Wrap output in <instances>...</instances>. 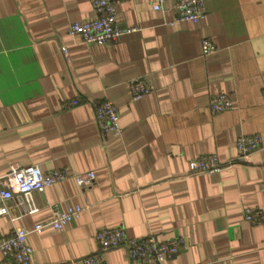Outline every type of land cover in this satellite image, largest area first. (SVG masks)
Here are the masks:
<instances>
[{"label": "crops", "instance_id": "1", "mask_svg": "<svg viewBox=\"0 0 264 264\" xmlns=\"http://www.w3.org/2000/svg\"><path fill=\"white\" fill-rule=\"evenodd\" d=\"M174 1L154 11L159 0H115L117 27L135 30L86 45L69 26L98 17L92 0H0V176L37 165L95 177L85 190L70 177L32 193L34 214L24 213L23 198L7 202L19 218L0 217V240L15 227L30 231L34 264H80L100 252L95 233L103 227H122L132 239H181L177 255L160 264H264V225L242 216L244 208L264 212V0H205L196 24L174 22ZM202 39L214 53L202 54ZM136 80L149 93L132 100ZM217 94L233 104L211 114ZM101 100L117 108L119 136L98 130ZM242 135L261 146L239 161ZM202 155L224 167L189 173ZM53 205L83 210L61 231L31 232ZM100 256L103 264H139L123 248ZM0 264L11 263L0 255Z\"/></svg>", "mask_w": 264, "mask_h": 264}, {"label": "built area", "instance_id": "2", "mask_svg": "<svg viewBox=\"0 0 264 264\" xmlns=\"http://www.w3.org/2000/svg\"><path fill=\"white\" fill-rule=\"evenodd\" d=\"M115 0H92V7L99 15L96 18L74 22L69 26V33L78 35L86 45L111 44L118 40L124 33H130L135 29L122 30L116 25ZM160 2L152 6L154 11L160 10ZM175 12L174 22H200L205 14V0H175L173 3ZM66 54V49L61 48ZM201 52L209 55L215 52V46L208 39L201 40ZM132 100H138L149 93V88L142 81L130 82ZM262 93L264 95V86ZM77 100L65 104V107L75 106ZM232 100L226 94H217L208 101V110L211 114H218L232 107ZM94 115L98 130L106 137H116L121 133L119 127L118 110L107 100H101L94 105ZM261 146L258 136H239L236 139L235 150L239 161ZM223 164L215 155H202L189 164V173L192 174H215L222 170ZM73 178L80 190L90 188L94 183V174L87 172L81 175H72L67 170H52L42 172L39 166H25L11 168L7 173L0 176V217L10 222H15L19 217L10 214L7 202L14 196L23 198L24 213L34 214L38 207L31 200L34 192L42 193L51 185ZM80 206H69L64 210L58 206L51 207V218L37 224L31 232L50 228L53 231H61L64 226L72 222L82 212ZM243 220L251 226L264 225V212L244 208ZM30 231L22 227H15L9 236L0 240V255L11 264H34L33 249L27 242ZM95 242L100 251L81 259L80 264H103L100 253L123 248L132 263H162L170 260L181 250L183 241L172 238L166 241H158L155 236L148 235L140 239H132L126 235L124 228H100L95 233Z\"/></svg>", "mask_w": 264, "mask_h": 264}]
</instances>
